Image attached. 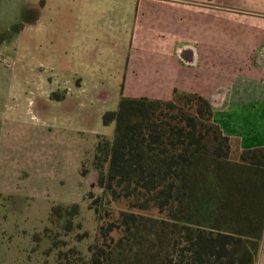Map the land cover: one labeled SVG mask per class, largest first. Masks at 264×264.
<instances>
[{
	"label": "trees",
	"instance_id": "16d2710c",
	"mask_svg": "<svg viewBox=\"0 0 264 264\" xmlns=\"http://www.w3.org/2000/svg\"><path fill=\"white\" fill-rule=\"evenodd\" d=\"M113 137L98 141L93 166L107 203L88 193L97 218L87 255L44 228L53 264H256L264 232V146L232 154L228 136L211 120L207 101L175 92L170 99L120 96L103 115ZM85 170H83V174ZM56 207L52 213H58ZM58 218L70 233L81 223L70 205ZM50 222V221H49ZM86 237L76 234L75 241ZM34 249L40 235L32 237ZM60 244V249L58 245ZM33 249V250H34Z\"/></svg>",
	"mask_w": 264,
	"mask_h": 264
},
{
	"label": "rangeland",
	"instance_id": "374dc122",
	"mask_svg": "<svg viewBox=\"0 0 264 264\" xmlns=\"http://www.w3.org/2000/svg\"><path fill=\"white\" fill-rule=\"evenodd\" d=\"M220 3L251 8L264 0ZM49 5L38 13L34 3L29 10L36 11L22 14V22L0 26V264H53L55 254L42 253L51 247L44 228L58 234L63 251L74 247L87 255L97 218L88 193L101 198L100 218L125 209L107 203L93 166L98 141L113 137L114 124L102 118L117 109L123 80L115 72L125 56L115 45L77 39V31L98 32L99 25L77 30L83 25L70 21V9ZM73 204L78 213L72 218L81 228L70 233L58 218H70L65 210ZM83 232L86 237L75 241ZM256 264H264V239Z\"/></svg>",
	"mask_w": 264,
	"mask_h": 264
},
{
	"label": "crops",
	"instance_id": "0c3cea01",
	"mask_svg": "<svg viewBox=\"0 0 264 264\" xmlns=\"http://www.w3.org/2000/svg\"><path fill=\"white\" fill-rule=\"evenodd\" d=\"M34 3L38 13L51 3L70 9V21L84 26L77 30L99 25L98 32L75 35L115 45L118 56H125L115 72L123 80L121 95L160 100L175 92L200 95L232 148L264 146V4L72 0L69 6L58 0H0V26L22 22V14L36 11L29 10Z\"/></svg>",
	"mask_w": 264,
	"mask_h": 264
}]
</instances>
